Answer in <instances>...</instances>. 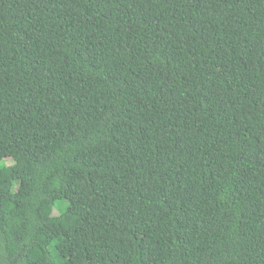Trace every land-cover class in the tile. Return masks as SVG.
Wrapping results in <instances>:
<instances>
[{
    "label": "trees",
    "instance_id": "trees-1",
    "mask_svg": "<svg viewBox=\"0 0 264 264\" xmlns=\"http://www.w3.org/2000/svg\"><path fill=\"white\" fill-rule=\"evenodd\" d=\"M0 264H264V0H0Z\"/></svg>",
    "mask_w": 264,
    "mask_h": 264
},
{
    "label": "rangeland",
    "instance_id": "rangeland-1",
    "mask_svg": "<svg viewBox=\"0 0 264 264\" xmlns=\"http://www.w3.org/2000/svg\"><path fill=\"white\" fill-rule=\"evenodd\" d=\"M8 162L11 163L10 160ZM63 203H64V205H63ZM66 207H67L66 202L60 201V202H58V204L55 207V212L60 215L63 211H65Z\"/></svg>",
    "mask_w": 264,
    "mask_h": 264
}]
</instances>
